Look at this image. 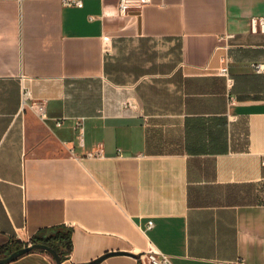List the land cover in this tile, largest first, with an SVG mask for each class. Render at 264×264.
I'll use <instances>...</instances> for the list:
<instances>
[{
    "label": "crops",
    "instance_id": "crops-1",
    "mask_svg": "<svg viewBox=\"0 0 264 264\" xmlns=\"http://www.w3.org/2000/svg\"><path fill=\"white\" fill-rule=\"evenodd\" d=\"M262 14L264 0L126 15L119 0H0V247L61 225V264H144L152 247L174 264H264ZM5 264L57 263L33 249Z\"/></svg>",
    "mask_w": 264,
    "mask_h": 264
},
{
    "label": "built area",
    "instance_id": "built-area-1",
    "mask_svg": "<svg viewBox=\"0 0 264 264\" xmlns=\"http://www.w3.org/2000/svg\"><path fill=\"white\" fill-rule=\"evenodd\" d=\"M65 5H77L82 6L83 0H62ZM152 0H119V13L121 15H126L134 10H141L144 6L151 3ZM249 27L252 33L261 32L264 34V14L253 15L249 19ZM233 33H225L222 35L224 38H232ZM232 62V57L230 54L225 53L221 56V65L219 67V74L224 76L229 84L233 82V78L230 72V64ZM251 67L256 73H264V62L263 61H251ZM25 95H29L28 92ZM31 109L36 113V115L45 120L47 115L46 101L36 100L30 104ZM56 123L60 124V117L56 118ZM82 119H80L76 126L82 127ZM103 153V144H99L96 154ZM92 154V153H91ZM262 165L264 167V158L262 159ZM154 224L152 219L147 221V226L151 227ZM144 260V264H174L172 261V256L168 253L161 251L158 248L152 247L150 250L146 251L141 255Z\"/></svg>",
    "mask_w": 264,
    "mask_h": 264
},
{
    "label": "trees",
    "instance_id": "trees-1",
    "mask_svg": "<svg viewBox=\"0 0 264 264\" xmlns=\"http://www.w3.org/2000/svg\"><path fill=\"white\" fill-rule=\"evenodd\" d=\"M30 243H43L54 249L64 260L73 249L72 232L65 226L52 227L48 233L39 231L34 234L29 242H23L21 240H11L10 243L0 247V258L9 255L14 250H17L23 246H27ZM50 253L45 249L38 248Z\"/></svg>",
    "mask_w": 264,
    "mask_h": 264
},
{
    "label": "water",
    "instance_id": "water-1",
    "mask_svg": "<svg viewBox=\"0 0 264 264\" xmlns=\"http://www.w3.org/2000/svg\"><path fill=\"white\" fill-rule=\"evenodd\" d=\"M38 248L45 249V250L49 251L52 254V256L54 257V259L56 260V263L61 264V262H62L61 256L54 249H52L50 246L43 244V243H30L27 246H23L17 250H14L9 255L0 258V264L8 263V262L18 258L19 256H21V255H23V254H25V253L33 250V249H38ZM113 252H108V253L104 254L103 256H101L100 258H102L106 255L112 254Z\"/></svg>",
    "mask_w": 264,
    "mask_h": 264
}]
</instances>
